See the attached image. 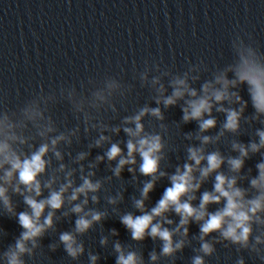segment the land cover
I'll list each match as a JSON object with an SVG mask.
<instances>
[{
	"label": "clouds",
	"instance_id": "obj_1",
	"mask_svg": "<svg viewBox=\"0 0 264 264\" xmlns=\"http://www.w3.org/2000/svg\"><path fill=\"white\" fill-rule=\"evenodd\" d=\"M231 48L233 60L211 71L202 60L178 72L145 61L134 78L150 91V102L122 117L116 101L126 99L134 86L116 76L89 79L80 90L71 84L49 92L41 88L15 109L0 108V216L15 219L21 228L0 251V264H27L43 238L73 217L74 226L58 232L47 246L51 252L62 247L72 261L87 254L88 264H99L100 254L87 250L83 237L100 226L99 245H111L115 264H176L189 247L194 253L190 264H207L216 245L247 251L264 264V53L240 34ZM245 88L248 99L241 94ZM60 102L70 106L75 126L62 128L51 115V107ZM173 107L182 112L173 122L176 128L196 124L194 131L183 132L184 156L174 166L169 164L174 148L165 116ZM109 112L112 119L119 117L118 123L105 118ZM250 129L245 143L240 137ZM121 133L124 138L114 139ZM82 136L88 138L86 149L73 155L70 149ZM221 145H227V153ZM93 149L103 153L91 158ZM257 155L253 174L246 162ZM102 163L110 175H97ZM125 171L137 192L129 211L120 208L126 189L113 193L105 187L124 179ZM163 180L168 186L149 207L151 193ZM209 182L210 190L204 188ZM21 202L24 208L18 211ZM113 215L131 241L142 244L150 238L159 242V251L154 247L146 261L131 243L112 239L119 236L117 229L105 234L104 221ZM192 224L197 234H190ZM5 236L0 230V239ZM235 264H245L244 257Z\"/></svg>",
	"mask_w": 264,
	"mask_h": 264
}]
</instances>
